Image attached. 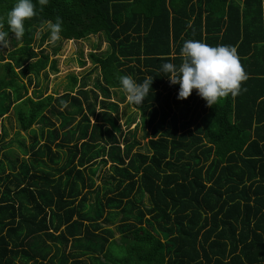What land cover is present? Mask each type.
<instances>
[{
  "label": "trees",
  "instance_id": "1",
  "mask_svg": "<svg viewBox=\"0 0 264 264\" xmlns=\"http://www.w3.org/2000/svg\"><path fill=\"white\" fill-rule=\"evenodd\" d=\"M14 3L0 0L5 31ZM34 3L24 36L10 33L0 46V264H264V0ZM57 17L58 42L101 36L88 56L99 75L91 88L70 76L61 95L31 98V76L58 73L42 48L50 32L35 44ZM186 40L234 46L248 75L240 94L212 106L195 89L177 99L179 85L162 66L182 63ZM8 43L14 49L4 57ZM125 75L153 78L142 104L130 103L145 153L133 152L141 143L129 130L135 119L122 136L111 101L116 91L126 99ZM10 113L18 133L5 141ZM49 116L60 118L57 127ZM35 125L39 136L26 144L20 133ZM116 224L129 247L117 249Z\"/></svg>",
  "mask_w": 264,
  "mask_h": 264
},
{
  "label": "clouds",
  "instance_id": "2",
  "mask_svg": "<svg viewBox=\"0 0 264 264\" xmlns=\"http://www.w3.org/2000/svg\"><path fill=\"white\" fill-rule=\"evenodd\" d=\"M38 3L43 6L48 0H38ZM36 15L34 0H15L6 15L8 31L3 30L5 18H0V46L7 43L10 33L14 34L16 39H21L25 34V20ZM62 25L60 17H57L54 23L47 22L51 42L55 43L61 39ZM180 56L182 63L178 67L171 62L162 66L163 72L170 74L166 75L170 84L179 85V100L188 98L195 89L196 94L205 100L208 106H212L229 94L233 97L240 94L242 83L248 79L234 46H212L203 41L186 40L180 50ZM152 81V77L141 83H137L131 76L119 77L127 100L137 106L147 98Z\"/></svg>",
  "mask_w": 264,
  "mask_h": 264
},
{
  "label": "rangeland",
  "instance_id": "3",
  "mask_svg": "<svg viewBox=\"0 0 264 264\" xmlns=\"http://www.w3.org/2000/svg\"><path fill=\"white\" fill-rule=\"evenodd\" d=\"M48 32L47 29V25L43 28L38 30L36 33V45L38 44L37 42L39 41V38L41 36V34H45ZM50 37V36H49ZM101 37V36H100ZM99 36H93L90 37L84 41H56L55 43L51 42V40H46L45 43L43 44V47L46 54H48L50 60H56L57 62V71L58 73L53 74V73H48L46 76L40 74L38 79H35L34 76H31L30 81H31V87L28 86V81L27 80H23V84L25 86L30 87L28 88V92L27 95L31 98H34L33 92L36 91V94L40 95V96H47V95H61L64 91H66L68 89L69 86V78L70 76H74L76 77L78 80L80 78H86L87 80V85H89V88H91L94 77L97 75H99V69H97L94 73H92L91 70H93L92 64L90 62L89 59V54L92 53L94 51V46L95 44H97L98 41H101L99 38ZM35 45V47H36ZM14 43H8L5 46L6 49V53H3V56L5 57L7 53L11 52L14 48ZM58 47V52L54 53L53 50L57 49ZM107 48V46L105 44L101 45V49L100 52L105 51ZM99 52V51H97ZM81 63H84V65H81ZM91 74V75H90ZM90 75V76H89ZM89 76V78H87ZM37 84V85H35ZM76 91V89H75ZM73 91V92H75ZM113 92V91H112ZM116 95H113L111 98L112 102H116L118 104V115L116 116L117 118V122L120 124L121 127V131H122V136H125L126 133L128 132V129L125 126V121L126 119L129 118H133L135 119V124L138 125L136 129L135 128V124L131 125L129 130L135 131L137 130V132L134 134L133 136L134 139L136 141H140V147L134 149L133 152H140V153H145V142L146 141H141V133H142V128H141V123H140V115L138 113V111H136V109H134L131 105L130 102L127 100V96L126 99L124 101H122V99L120 98L121 92L120 91H116L115 92ZM55 95V96H56ZM100 100V98L98 99V101ZM100 104L98 103L96 106V111L100 112ZM51 122L54 124L55 127H57L59 125L60 122V118L56 119L52 116H49ZM78 120V119H77ZM93 122V118H90V123ZM5 130V132H7L8 136L6 137L5 141H10L11 139H13L14 137H16L15 135L18 133V126L15 120V117L12 113H10L9 115L5 116L2 119V130ZM3 130V131H4ZM39 136V129L38 126L35 125L32 127V130L29 133H20V137H24L25 138V143L26 144H30L31 143V137H33V132ZM65 130H59V134L62 133ZM34 134V135H35ZM117 136V135H116ZM119 142H120V147L122 148V144H123V139L122 137H118ZM39 140V139H38ZM65 140H67V138H65ZM41 144H43V142H41ZM79 146V143H77ZM14 151L17 152V150L15 148H13ZM52 150L54 151L55 149L52 148ZM64 151V150H63ZM22 157V156H21ZM31 159H28L27 161H30ZM46 165L48 167H50V165H48L46 163ZM109 174V169L108 166L103 169L101 168L99 174L97 177H95V181H96V185L98 186L99 184L102 183V179L105 178V176H107ZM94 195L91 198V202L94 204ZM90 202V203H91ZM144 206H149V202L144 199L143 202ZM119 224H116L114 226H111L110 229L113 230V232L116 234L115 235V240H116V244H117V249H122V246L125 247H129L131 244L128 241L129 238L127 239L125 236H128L126 233H119V230H121V227H119ZM116 229V230H115ZM119 234H118V233ZM122 234V235H121ZM114 248H112L113 251ZM116 252V251H114ZM89 263V262H87Z\"/></svg>",
  "mask_w": 264,
  "mask_h": 264
}]
</instances>
